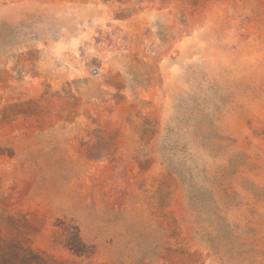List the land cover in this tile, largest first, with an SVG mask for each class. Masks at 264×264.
<instances>
[{
    "label": "rangeland",
    "instance_id": "374dc122",
    "mask_svg": "<svg viewBox=\"0 0 264 264\" xmlns=\"http://www.w3.org/2000/svg\"><path fill=\"white\" fill-rule=\"evenodd\" d=\"M0 264H264V0H0Z\"/></svg>",
    "mask_w": 264,
    "mask_h": 264
}]
</instances>
